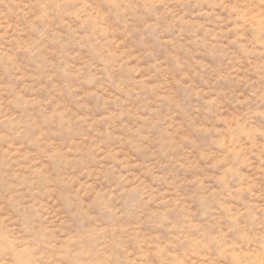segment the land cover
<instances>
[{
  "label": "rangeland",
  "instance_id": "rangeland-1",
  "mask_svg": "<svg viewBox=\"0 0 264 264\" xmlns=\"http://www.w3.org/2000/svg\"><path fill=\"white\" fill-rule=\"evenodd\" d=\"M0 264H264V0H0Z\"/></svg>",
  "mask_w": 264,
  "mask_h": 264
}]
</instances>
